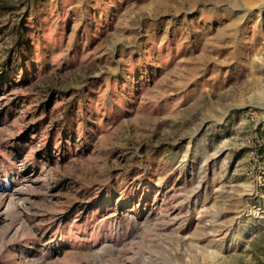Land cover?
<instances>
[{"label":"rangeland","instance_id":"374dc122","mask_svg":"<svg viewBox=\"0 0 264 264\" xmlns=\"http://www.w3.org/2000/svg\"><path fill=\"white\" fill-rule=\"evenodd\" d=\"M0 264H264V0H0Z\"/></svg>","mask_w":264,"mask_h":264}]
</instances>
